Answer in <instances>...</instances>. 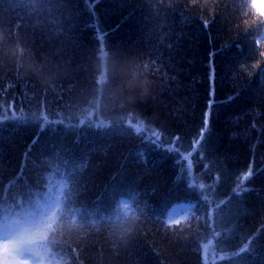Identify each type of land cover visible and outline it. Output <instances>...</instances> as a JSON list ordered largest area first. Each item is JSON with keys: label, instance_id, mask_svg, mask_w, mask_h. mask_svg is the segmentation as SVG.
Masks as SVG:
<instances>
[{"label": "trees", "instance_id": "obj_1", "mask_svg": "<svg viewBox=\"0 0 264 264\" xmlns=\"http://www.w3.org/2000/svg\"><path fill=\"white\" fill-rule=\"evenodd\" d=\"M244 7L0 0V232L46 219L50 264H264V28Z\"/></svg>", "mask_w": 264, "mask_h": 264}, {"label": "snow or ice", "instance_id": "obj_2", "mask_svg": "<svg viewBox=\"0 0 264 264\" xmlns=\"http://www.w3.org/2000/svg\"><path fill=\"white\" fill-rule=\"evenodd\" d=\"M96 2V0H92ZM245 22L250 19L255 28H264V0H245ZM102 43V42H101ZM264 43V37L256 42L257 47ZM260 56L264 59V51L260 52ZM209 120L204 121V130L207 131ZM204 134V133H203ZM253 176V171L249 169L243 179L247 181ZM46 234L43 228H37L34 231H25L17 239V233H13L7 239H0V264H29L28 260L20 259L17 256V251L24 246L29 249H35V257L45 255L43 248L39 246V241L46 239Z\"/></svg>", "mask_w": 264, "mask_h": 264}, {"label": "clouds", "instance_id": "obj_3", "mask_svg": "<svg viewBox=\"0 0 264 264\" xmlns=\"http://www.w3.org/2000/svg\"><path fill=\"white\" fill-rule=\"evenodd\" d=\"M125 80L122 85V90L126 91L129 95L127 99L130 101L134 99V93L137 91L144 93L146 92V81L140 78V74L136 72L134 69H130L125 73ZM48 223V221L44 218H40L38 220H34L30 225H22L17 232V239L20 238V235L25 231H34L37 228H44V226ZM52 232L49 231V237H51ZM39 246L44 249L45 255L41 257H37L35 260H29V264H50V261L47 258V253L49 249L47 248V240L39 241ZM17 256L20 259L26 254H30L35 257V249H29L27 246L22 247L17 251Z\"/></svg>", "mask_w": 264, "mask_h": 264}, {"label": "rangeland", "instance_id": "obj_4", "mask_svg": "<svg viewBox=\"0 0 264 264\" xmlns=\"http://www.w3.org/2000/svg\"><path fill=\"white\" fill-rule=\"evenodd\" d=\"M182 206H178L176 208H174L171 213L170 216H172V218H179L182 216L187 215V211L186 210H182ZM6 226L2 227L3 231L0 232V239H7L10 237L11 234L13 233H17L19 230V225H14V221L12 222V224L10 226H8L7 228H5ZM206 258L209 259V252L206 251ZM24 260H35L36 258H34L33 256H31L30 254H26L23 257Z\"/></svg>", "mask_w": 264, "mask_h": 264}]
</instances>
